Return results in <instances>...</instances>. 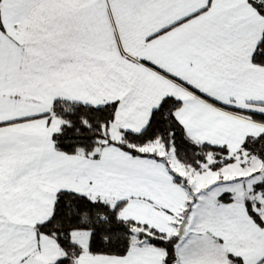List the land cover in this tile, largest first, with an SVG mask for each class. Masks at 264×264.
I'll list each match as a JSON object with an SVG mask.
<instances>
[{
    "label": "snow or ice",
    "instance_id": "obj_1",
    "mask_svg": "<svg viewBox=\"0 0 264 264\" xmlns=\"http://www.w3.org/2000/svg\"><path fill=\"white\" fill-rule=\"evenodd\" d=\"M0 264H264V0H0Z\"/></svg>",
    "mask_w": 264,
    "mask_h": 264
}]
</instances>
